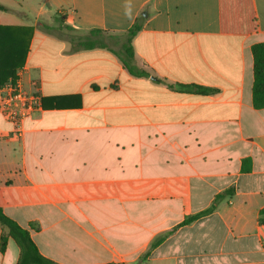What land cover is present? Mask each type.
<instances>
[{
  "label": "crops",
  "instance_id": "0c3cea01",
  "mask_svg": "<svg viewBox=\"0 0 264 264\" xmlns=\"http://www.w3.org/2000/svg\"><path fill=\"white\" fill-rule=\"evenodd\" d=\"M0 3V25L33 28L17 74L44 103L21 137L0 113V206L43 255L60 264L135 263L232 187L143 264H264V108L252 95L264 0ZM136 22L135 63L148 77L132 75L108 48L75 41L101 30L119 51ZM19 255L8 245L0 264Z\"/></svg>",
  "mask_w": 264,
  "mask_h": 264
},
{
  "label": "trees",
  "instance_id": "16d2710c",
  "mask_svg": "<svg viewBox=\"0 0 264 264\" xmlns=\"http://www.w3.org/2000/svg\"><path fill=\"white\" fill-rule=\"evenodd\" d=\"M7 7L0 3V10H6ZM70 28V26H67ZM24 31V38L0 39V85L5 84L8 80H16L18 78L17 71L25 62V58L29 51V44L33 34V28L30 26H12V25H0V36L4 35L6 32H12V30ZM141 29V24L136 22L126 33V41L124 42L122 48L117 51L108 47L102 42L101 30L90 31L89 36H83L76 38L78 45L83 49H93L95 47L108 48L113 53H115L121 60L124 67L134 76L137 77H148L150 73L140 67L135 63V49L133 46V39ZM13 34V33H12ZM16 36V35H10ZM252 53L254 58V81H253V106L256 109L264 108V41L254 43L252 45ZM171 87H175L184 91H198L204 92L206 89L197 85H185L181 83H172ZM44 104V103H43ZM234 193V188L230 187L223 192L217 194L213 203L206 209L194 214L187 216L182 222H180L174 229L167 232L161 236H158L150 245L148 250L142 254L139 259L134 264H143L151 254V251L160 245L167 235L171 234L177 228L190 224L199 218L212 213L219 202L228 195ZM264 214V208L261 210ZM0 223L8 229L7 235H1L0 237V251L4 253L8 247L9 237L14 239L16 244L20 248V255L16 264H60L45 255H43L35 241L31 236L29 229L22 227L17 221L9 217L0 206ZM30 227L33 229H38L35 223L31 222Z\"/></svg>",
  "mask_w": 264,
  "mask_h": 264
},
{
  "label": "built area",
  "instance_id": "2783aa9c",
  "mask_svg": "<svg viewBox=\"0 0 264 264\" xmlns=\"http://www.w3.org/2000/svg\"><path fill=\"white\" fill-rule=\"evenodd\" d=\"M43 97L39 91H28L16 80L0 85V113L13 125V132L21 137L26 118L42 109Z\"/></svg>",
  "mask_w": 264,
  "mask_h": 264
},
{
  "label": "rangeland",
  "instance_id": "374dc122",
  "mask_svg": "<svg viewBox=\"0 0 264 264\" xmlns=\"http://www.w3.org/2000/svg\"><path fill=\"white\" fill-rule=\"evenodd\" d=\"M116 48H120V46L117 45ZM0 234L1 235H3V234L7 235L8 234V229L5 226H3L2 224H0ZM8 245L13 252H16L19 249V246L16 244L14 239H12L11 237H9ZM132 264H134V263H132Z\"/></svg>",
  "mask_w": 264,
  "mask_h": 264
}]
</instances>
